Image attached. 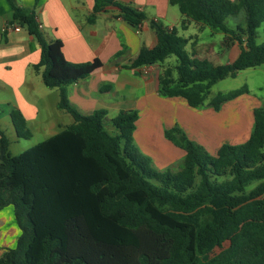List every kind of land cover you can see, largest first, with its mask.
Returning a JSON list of instances; mask_svg holds the SVG:
<instances>
[{"label":"trees","instance_id":"trees-1","mask_svg":"<svg viewBox=\"0 0 264 264\" xmlns=\"http://www.w3.org/2000/svg\"><path fill=\"white\" fill-rule=\"evenodd\" d=\"M8 1L11 24L25 28L39 46L33 70L46 88L60 90L57 108L73 122L13 156L0 133V210L12 207L20 231L4 264H264V107L252 109L244 142L223 143L214 155L178 126L165 130L184 156L175 173L153 169L133 144L136 110L107 119L102 109L79 113L66 98L64 88L86 78L100 61L68 62L61 42L41 34L34 11ZM94 1L89 22L111 4ZM168 2L182 16L181 29L193 22L221 33L224 44L237 42L240 53L225 65L196 60L185 50L191 38L149 21L157 44L142 49L127 68L159 66V96L197 109L217 81L264 65V43L256 42L264 0ZM115 6L132 26L146 21L130 5ZM240 13L243 27H228L227 18ZM171 57L173 66L165 64ZM246 93L245 86L217 93L206 106L218 112ZM9 116L16 137L29 139L22 115L13 110Z\"/></svg>","mask_w":264,"mask_h":264},{"label":"crops","instance_id":"crops-1","mask_svg":"<svg viewBox=\"0 0 264 264\" xmlns=\"http://www.w3.org/2000/svg\"><path fill=\"white\" fill-rule=\"evenodd\" d=\"M110 1L111 4L96 13L93 21L89 22L94 0H12L16 6L34 11L39 31L47 41L61 42L65 60L74 64L94 59L100 61L101 66L86 78L64 88L70 105L84 115L105 110L107 119L114 118L120 111L136 110L138 119L133 144L158 170L180 164L183 159V151L164 137V131L175 125L208 153L212 149V155L223 143L244 142L251 127L246 134L241 130L240 118L245 111L242 112L243 106L236 103L239 98L226 103L218 112L208 106L190 108L183 99L158 95L159 66L127 68L142 49L152 50L157 44V36L149 27V21L178 31L176 26L180 27L182 16L177 7L171 6L168 0ZM115 4L130 5L143 12L146 21L137 26L128 24ZM11 20L9 1L0 0V133L7 140L8 148L6 133L10 131L16 136L9 116L13 110L22 115L28 129L33 127V131L29 130L31 135L41 131L48 138L60 127H65L54 120L47 123L46 110L51 107L63 111L57 108L60 90L43 85L40 74L33 70L39 61V46L25 28L5 30L7 26L17 25L11 24ZM189 28H194L196 34L189 33ZM205 32L206 28L200 29L190 22L178 34L191 38L185 50L188 49L186 51L192 58L211 61V57L219 55L213 48L217 42L206 40ZM224 46L220 53L227 51L230 58L227 63H230L240 53V47L235 41ZM171 58L165 64L174 61ZM231 104L232 107L229 106ZM2 154L0 136V162ZM19 233L12 207L1 209L0 264H4V254L15 246Z\"/></svg>","mask_w":264,"mask_h":264},{"label":"rangeland","instance_id":"rangeland-1","mask_svg":"<svg viewBox=\"0 0 264 264\" xmlns=\"http://www.w3.org/2000/svg\"><path fill=\"white\" fill-rule=\"evenodd\" d=\"M236 19V20H235ZM243 19V14L240 13L237 17H229L227 18L226 25L228 27H235L236 25H240L243 27L242 23ZM179 33L181 34V29L179 26H176ZM189 33L196 34V30L194 28H189L188 29ZM211 31L206 28V32L204 33L205 39L212 41V42H217V45H214L213 48L215 52H219V55H216L217 58L211 57V63L213 65H225L229 61V53L226 51L225 53L221 54L220 51L223 49L224 46V40L225 37L221 33H211ZM256 42L257 43H264V23H262L259 28L257 29V36H256ZM216 44V43H215ZM188 51V49L186 48ZM221 54V55H220ZM172 59V58H171ZM174 61L170 60L168 61L167 65L173 66ZM245 86L247 88V93L238 97L239 99L236 101V103L243 106L242 114L240 121H241V130L243 133H247L246 131L250 129L252 125V115L250 114L252 106L256 107H264V65L255 67V68H250V69H245L243 71H239L237 75L233 78H225L222 80L217 81L211 88H210V93L209 96L207 97L205 103L203 106H206L208 100L216 95L217 93H226L231 90H235L238 88H241ZM242 102V104H240ZM235 104V103H234ZM232 107L233 105H229ZM205 108V107H204ZM45 115H47V123H50L51 120H54L56 123L59 122L60 124H63L65 126L70 125L73 120L71 116L66 113L65 111H56V109H48L45 112ZM248 123V124H247ZM33 128V127H32ZM31 127H29L28 130L33 131ZM54 131V130H52ZM57 131V130H55ZM51 132V131H50ZM49 132V133H50ZM244 134V135H245ZM8 139H9V154L10 155H17L21 153L22 151L32 147L33 145L43 141V139L46 138L45 134L41 131H35L31 135L29 139H22V138H17L13 133L10 131L6 133ZM243 139V138H242ZM243 141V140H241ZM238 142L237 144L241 143ZM209 154H213V150L209 149ZM178 164H174L168 168H164L163 170L159 171H169L171 173H175L178 171ZM153 169L158 170L154 165H152ZM256 184L252 185L249 189L253 188Z\"/></svg>","mask_w":264,"mask_h":264},{"label":"built area","instance_id":"built-area-1","mask_svg":"<svg viewBox=\"0 0 264 264\" xmlns=\"http://www.w3.org/2000/svg\"><path fill=\"white\" fill-rule=\"evenodd\" d=\"M8 29L19 31L20 26L17 24V25H10V26L5 27V30H8Z\"/></svg>","mask_w":264,"mask_h":264}]
</instances>
